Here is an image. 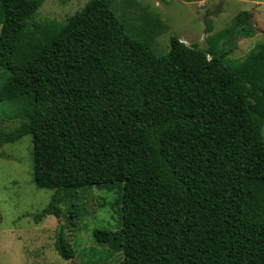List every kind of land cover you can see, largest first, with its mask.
Here are the masks:
<instances>
[{
  "label": "trees",
  "instance_id": "16d2710c",
  "mask_svg": "<svg viewBox=\"0 0 264 264\" xmlns=\"http://www.w3.org/2000/svg\"><path fill=\"white\" fill-rule=\"evenodd\" d=\"M40 5L0 0V103L23 121H0V149L32 136L33 182L54 191L34 223L59 218L63 193L118 186L120 228L92 234L118 264H264V46L230 58L251 36L237 24L157 57L109 0L63 22L35 21Z\"/></svg>",
  "mask_w": 264,
  "mask_h": 264
},
{
  "label": "rangeland",
  "instance_id": "374dc122",
  "mask_svg": "<svg viewBox=\"0 0 264 264\" xmlns=\"http://www.w3.org/2000/svg\"><path fill=\"white\" fill-rule=\"evenodd\" d=\"M34 15L38 22H63L90 0H39ZM110 8L125 33L146 41L155 56L169 52L175 37L187 46L208 47L207 38L234 25L251 32L237 35L229 57L243 60L264 46V0H109ZM245 19V24H241ZM0 70V85L5 78ZM21 105L0 103L1 128H18L23 122ZM264 138V125L261 130ZM32 136L6 144L0 149V264H118L122 253L96 244L94 231L116 232L120 228L121 188L91 187L63 193L59 218L46 216L35 224L33 217L50 203L53 190L39 189L33 182ZM58 237L72 250L70 260L62 259Z\"/></svg>",
  "mask_w": 264,
  "mask_h": 264
}]
</instances>
